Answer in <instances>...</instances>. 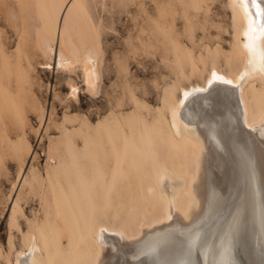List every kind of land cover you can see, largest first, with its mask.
Wrapping results in <instances>:
<instances>
[{"label":"bare ground","instance_id":"1","mask_svg":"<svg viewBox=\"0 0 264 264\" xmlns=\"http://www.w3.org/2000/svg\"><path fill=\"white\" fill-rule=\"evenodd\" d=\"M226 1L233 20L231 51L226 53L221 41L213 50L207 45L210 66L203 83L164 90L151 121L134 111L94 125L84 120V128L76 131L62 125L61 136L53 141L58 155L49 158L55 165L40 180L50 189L57 186L63 201L74 207L78 223L70 225L66 243L51 225L23 232L26 248L16 253L15 264H264V36L259 27L264 15L256 6L264 8V0ZM52 10V24L42 25L47 34L39 42L49 62L39 67L54 61L56 69L70 72L75 68L70 56L76 60L86 52L80 67L83 85L97 91L98 45L86 50L73 41L84 28L79 21L86 13L83 0H56ZM174 44L181 76L187 78L186 66L191 74L198 73L195 54ZM200 60L205 67L208 59ZM68 87L70 96L78 97L80 85L71 80ZM46 122L44 117L42 124ZM102 131L108 144L100 141ZM10 145L19 157L34 154L28 138ZM104 146L114 152L112 159ZM38 174L30 168L18 181L32 187ZM128 175L140 190L127 216L128 229L139 215L149 219L137 233L96 221L98 214L104 215L94 203L99 190L108 198L114 182ZM114 235L123 242L119 251L109 242Z\"/></svg>","mask_w":264,"mask_h":264},{"label":"rangeland","instance_id":"2","mask_svg":"<svg viewBox=\"0 0 264 264\" xmlns=\"http://www.w3.org/2000/svg\"><path fill=\"white\" fill-rule=\"evenodd\" d=\"M54 1L0 0V264H15L16 253L26 248L24 235L34 225L57 228L66 243L70 225L73 228L78 223L74 207L63 201L57 186L50 189L40 180L46 168L55 165L49 158L58 155L53 141L61 136L62 125L76 131L80 126L84 128V120L94 125L112 117L130 116L134 111L151 121L152 112L162 106L164 90L204 82L210 66L207 45L213 50L221 41L226 53L231 51L233 20L226 0H83L86 13L79 16V21L84 28L74 34L78 38L74 36L73 41L86 50L90 44L98 45L101 82L98 90L91 93L83 85L80 68L85 62V49L84 54L80 50L82 59L70 56L73 71L56 69L54 61L52 67H39L49 62L39 42L47 34L42 25L49 28L54 19ZM174 42L195 54L199 72L193 75L186 66L184 74L188 79L181 76L174 61ZM217 56L223 71H228L223 55ZM200 58L208 59L205 67ZM71 80L80 85L76 98L70 96ZM44 117L46 124H42ZM102 133L100 141L108 144L109 136ZM110 137L117 142L115 132H110ZM23 138H28L34 150L29 158L19 157L10 145ZM77 139L81 147L82 140ZM104 147L112 159L114 152ZM30 168L39 173L32 187L18 181ZM132 180V175L116 180L115 190L106 199L104 189L99 190L94 203L104 209V215L98 214L96 221L130 227L127 216L137 205L140 191ZM141 216L128 229L130 233H137L149 222ZM109 242L114 251L123 247L117 235Z\"/></svg>","mask_w":264,"mask_h":264},{"label":"snow or ice","instance_id":"3","mask_svg":"<svg viewBox=\"0 0 264 264\" xmlns=\"http://www.w3.org/2000/svg\"><path fill=\"white\" fill-rule=\"evenodd\" d=\"M243 2H244L245 4H247L248 0H243ZM256 6H257V8L261 11V14L264 15V8H260V4H259V3H257ZM259 27H260V33H261V35L264 36V22H262L261 25H260ZM247 46H248L249 48L252 47L251 44H249V45H247ZM229 83H230V82H229Z\"/></svg>","mask_w":264,"mask_h":264}]
</instances>
